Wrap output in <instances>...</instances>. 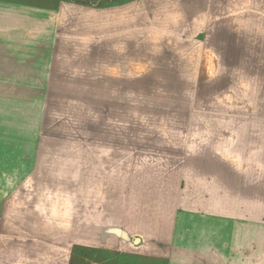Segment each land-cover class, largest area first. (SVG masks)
<instances>
[{
  "label": "crops",
  "instance_id": "0c3cea01",
  "mask_svg": "<svg viewBox=\"0 0 264 264\" xmlns=\"http://www.w3.org/2000/svg\"><path fill=\"white\" fill-rule=\"evenodd\" d=\"M93 1L0 0V264H264V11L218 14L208 48L184 33L200 45L195 111L182 129L181 102L173 121L131 127L139 149L99 124L48 133L59 10ZM162 4L171 35L200 18Z\"/></svg>",
  "mask_w": 264,
  "mask_h": 264
},
{
  "label": "rangeland",
  "instance_id": "374dc122",
  "mask_svg": "<svg viewBox=\"0 0 264 264\" xmlns=\"http://www.w3.org/2000/svg\"><path fill=\"white\" fill-rule=\"evenodd\" d=\"M103 1L78 2L59 10L58 97L48 100L45 123L48 133L80 139L84 131L88 135V128L91 137L97 134L99 124L104 137L121 135L122 145L130 146L131 141L139 149L147 144V132L131 127L171 122L181 102L182 129L195 111L192 90L197 68L193 58L200 45L184 33L201 31L202 47L208 48L210 28L216 26L218 14L227 9L264 11V0H181V12L200 11V18L184 19L187 30L178 36L171 35L162 0L150 1V8L141 0ZM204 70L202 74H208V66ZM177 75L180 85L173 82ZM101 80L115 97L103 100L104 108L98 97ZM208 87L203 82L205 91L196 99L199 107L208 108Z\"/></svg>",
  "mask_w": 264,
  "mask_h": 264
}]
</instances>
